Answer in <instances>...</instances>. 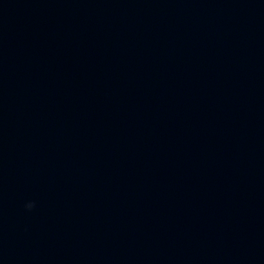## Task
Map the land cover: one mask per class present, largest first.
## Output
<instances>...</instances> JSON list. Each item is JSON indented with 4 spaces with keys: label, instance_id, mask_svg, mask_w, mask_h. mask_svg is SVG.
<instances>
[{
    "label": "water",
    "instance_id": "1",
    "mask_svg": "<svg viewBox=\"0 0 264 264\" xmlns=\"http://www.w3.org/2000/svg\"><path fill=\"white\" fill-rule=\"evenodd\" d=\"M0 264H264V0H0Z\"/></svg>",
    "mask_w": 264,
    "mask_h": 264
},
{
    "label": "clouds",
    "instance_id": "2",
    "mask_svg": "<svg viewBox=\"0 0 264 264\" xmlns=\"http://www.w3.org/2000/svg\"><path fill=\"white\" fill-rule=\"evenodd\" d=\"M25 207L31 209L34 207V204L32 202H29L28 204L25 205Z\"/></svg>",
    "mask_w": 264,
    "mask_h": 264
}]
</instances>
